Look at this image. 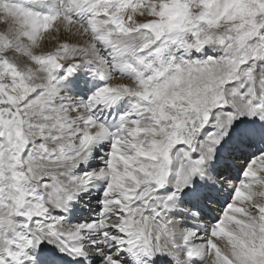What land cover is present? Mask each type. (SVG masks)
Returning <instances> with one entry per match:
<instances>
[{
  "label": "snow or ice",
  "instance_id": "snow-or-ice-1",
  "mask_svg": "<svg viewBox=\"0 0 264 264\" xmlns=\"http://www.w3.org/2000/svg\"><path fill=\"white\" fill-rule=\"evenodd\" d=\"M0 25V264H264V0Z\"/></svg>",
  "mask_w": 264,
  "mask_h": 264
},
{
  "label": "bare ground",
  "instance_id": "bare-ground-1",
  "mask_svg": "<svg viewBox=\"0 0 264 264\" xmlns=\"http://www.w3.org/2000/svg\"><path fill=\"white\" fill-rule=\"evenodd\" d=\"M0 28H2V25H0Z\"/></svg>",
  "mask_w": 264,
  "mask_h": 264
}]
</instances>
